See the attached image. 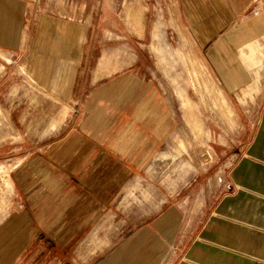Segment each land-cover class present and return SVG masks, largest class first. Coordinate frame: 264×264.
I'll use <instances>...</instances> for the list:
<instances>
[{
    "label": "crops",
    "instance_id": "1",
    "mask_svg": "<svg viewBox=\"0 0 264 264\" xmlns=\"http://www.w3.org/2000/svg\"><path fill=\"white\" fill-rule=\"evenodd\" d=\"M89 1L0 0V57L9 63L25 55L35 81L73 113L65 131L39 152L32 149L24 167L11 170L21 204L15 219L0 224V264L23 263L28 248L40 242L59 264H94L114 240L103 226L116 197L140 167L114 149L124 105L120 88L86 92L84 83L97 80L107 49L83 35L84 26L98 24L92 15L82 19ZM177 1L224 91L238 92L252 82L257 64L264 62V0ZM157 29L153 23L152 40ZM110 60L105 55L99 71ZM225 181L203 192L201 223L173 264H264V103ZM4 187L11 196L9 178ZM6 213L7 206L0 221ZM129 252L128 246L112 250L101 264H128Z\"/></svg>",
    "mask_w": 264,
    "mask_h": 264
},
{
    "label": "rangeland",
    "instance_id": "2",
    "mask_svg": "<svg viewBox=\"0 0 264 264\" xmlns=\"http://www.w3.org/2000/svg\"><path fill=\"white\" fill-rule=\"evenodd\" d=\"M89 5L82 19L92 15L98 24L84 26L83 35L107 49L97 80L84 83L86 92L120 88L124 105L116 119L114 149L140 163L103 226L114 240L106 242L94 264L125 246L128 264H173L201 223L203 192L227 184L226 174L252 137L264 103V62L257 64L247 86L225 92L179 1L91 0ZM153 23L161 30L155 40ZM105 55L111 60L99 71ZM4 59L0 57V212L7 206V213L0 224L20 212L11 170L24 167L32 149L39 152L49 138L65 131L73 115L69 104L35 81L25 55L9 63ZM6 177L13 184L11 196L4 187ZM40 243L28 248L21 264H59Z\"/></svg>",
    "mask_w": 264,
    "mask_h": 264
}]
</instances>
